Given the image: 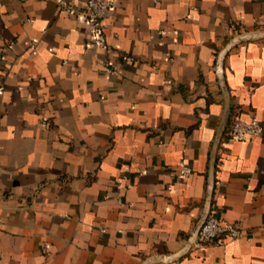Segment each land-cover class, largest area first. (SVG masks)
Wrapping results in <instances>:
<instances>
[{"label": "crops", "instance_id": "1", "mask_svg": "<svg viewBox=\"0 0 264 264\" xmlns=\"http://www.w3.org/2000/svg\"><path fill=\"white\" fill-rule=\"evenodd\" d=\"M58 1L0 0V264H264V132L226 135L264 127V37L227 47L264 0H113L104 45ZM208 198L251 236L160 259Z\"/></svg>", "mask_w": 264, "mask_h": 264}, {"label": "built area", "instance_id": "2", "mask_svg": "<svg viewBox=\"0 0 264 264\" xmlns=\"http://www.w3.org/2000/svg\"><path fill=\"white\" fill-rule=\"evenodd\" d=\"M58 3L62 12L87 25V42L89 44H105L103 20L112 7L113 0H59ZM126 59L132 60L129 56ZM114 69L115 65L111 64L108 72H113ZM2 88L3 86H0V91ZM263 132V124L255 116L246 120L235 116L227 128L226 135L229 140H243L247 137L261 136ZM178 167L179 169L175 173L177 178H184L191 173V168L183 161L178 163ZM250 236L251 232L244 231L238 224L223 222L211 204L189 251L191 249H203L210 244L221 243L225 238L239 239L249 238ZM187 237L188 235L184 241Z\"/></svg>", "mask_w": 264, "mask_h": 264}, {"label": "water", "instance_id": "3", "mask_svg": "<svg viewBox=\"0 0 264 264\" xmlns=\"http://www.w3.org/2000/svg\"><path fill=\"white\" fill-rule=\"evenodd\" d=\"M256 37H264V32L252 31V32H246V33L240 34L239 36L232 38L229 41V44L227 45V47L230 48L237 41L246 40V39H253V38H256ZM216 61H217V73L218 74L222 73L223 55L219 54ZM211 188H212V186H211V184H209L208 185V192L209 193L211 191ZM210 206H211V203H210V200L208 198L201 216L199 217V219L195 223V225H194L193 229L191 230V232L188 234V237L184 241L181 249L179 251L175 252V253L162 254V255L159 256L160 259H162L164 261H173V260L177 259L178 257H180L181 255H183L184 253H186L189 250L192 242L194 241V239L196 237V234L198 232V229H199L201 223L205 219V217H206V215H207V213H208V211L210 209Z\"/></svg>", "mask_w": 264, "mask_h": 264}]
</instances>
